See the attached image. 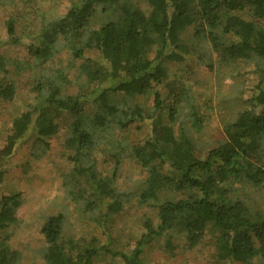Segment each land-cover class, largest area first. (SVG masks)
<instances>
[{
    "label": "trees",
    "instance_id": "1",
    "mask_svg": "<svg viewBox=\"0 0 264 264\" xmlns=\"http://www.w3.org/2000/svg\"><path fill=\"white\" fill-rule=\"evenodd\" d=\"M33 1L0 0V6ZM18 17L6 19L7 39H0V101L16 95L11 66L25 69L7 45L24 48L32 98L12 118L0 147V181L23 144L32 143L31 158L45 154L64 118V148L79 186L66 197L100 210L94 220L107 239L69 236L66 213L49 215L40 264H97L107 256L150 264L144 256L156 244L174 253L182 245L194 248L208 233L219 262L264 260V0H71L63 15L44 18L31 32ZM202 44L207 50L197 52ZM61 48L68 53L65 64L54 60ZM94 51L97 56L89 55ZM214 56L220 68L252 64L259 74L256 91L240 100L245 106L223 123L224 137L215 145L201 137L205 103L171 69ZM149 97L151 106L143 102ZM135 123L148 127L143 141L128 139ZM100 143L113 162L106 178L94 170ZM126 158L145 177L137 190L120 192L115 169ZM132 197L154 214L143 218L140 237L126 253L112 248L107 222ZM22 202L20 191L0 196V231L16 223ZM6 241L0 238V264H17L20 254Z\"/></svg>",
    "mask_w": 264,
    "mask_h": 264
},
{
    "label": "rangeland",
    "instance_id": "2",
    "mask_svg": "<svg viewBox=\"0 0 264 264\" xmlns=\"http://www.w3.org/2000/svg\"><path fill=\"white\" fill-rule=\"evenodd\" d=\"M70 2L71 0H36V3L35 1L19 2L14 6H0V39L2 41L7 39L5 21L10 15L19 14V22L24 25V29L28 28L31 32L44 18L51 19L63 15ZM24 40L27 41V38ZM4 49L15 60H23L21 64L25 69L11 66L14 68L9 75L15 83L16 95L12 102L0 101V147L10 133L12 118L25 110L32 98L33 79V71L27 69L30 63H26L23 59L24 48L7 45ZM63 50L61 48L54 60L65 64L68 53H64ZM205 50L207 45L202 44L197 52ZM89 55L97 56L95 51ZM208 64H214V67ZM171 69L172 73L175 71L177 73L173 75L183 78L192 88L199 103H205L202 112L206 120L201 137L203 140H209L213 145L224 137L223 123L232 120L241 107L245 106L240 100L248 99L256 91L255 86L259 80L255 65L238 67L231 65L220 68L216 64L215 56L211 61L205 58L184 65L171 64ZM144 101L151 106V97ZM185 111L186 108L184 113ZM59 123L60 131L50 140L49 149L45 154L40 158H31L32 143L23 144L8 161V171L0 181V196L17 191L22 193L23 202L17 210L16 223L0 231V238L6 237L11 249L20 254L18 261L16 260L17 264L41 263L40 249L45 244L41 234L42 225L47 216L60 211L66 213L70 225L67 235L94 238L100 243H105L107 240L94 220V217L100 215V210L97 212L88 210L84 200L78 196H76L77 200L66 197L68 191H78L79 186L73 174L74 162L68 159L69 153L64 148L68 136V122L60 118ZM137 124L140 125V129L136 128ZM147 135L148 127L143 123L133 124L127 133L131 142L143 141ZM103 148L101 143L97 146L96 149L100 150L95 151L96 160L93 164L97 175L106 178L113 172V162L107 160L106 155L101 151ZM115 170V183L120 192L137 190L140 180L145 177L143 168L129 158L124 159ZM152 214L154 209L151 205L138 204L137 199L132 197L125 208L107 222L111 235L115 238L112 248L130 253L140 237L143 218ZM212 239V234L208 233L194 248L188 249L182 245L174 253H166L161 250L160 244H156L154 249L146 251L144 258L150 264H229L216 260ZM109 261L123 263L119 256L114 258L107 256L100 259L97 264H108ZM253 264H264V260L256 258Z\"/></svg>",
    "mask_w": 264,
    "mask_h": 264
}]
</instances>
